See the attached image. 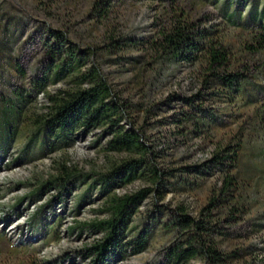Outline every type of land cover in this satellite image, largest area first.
Instances as JSON below:
<instances>
[{
    "label": "rangeland",
    "instance_id": "rangeland-1",
    "mask_svg": "<svg viewBox=\"0 0 264 264\" xmlns=\"http://www.w3.org/2000/svg\"><path fill=\"white\" fill-rule=\"evenodd\" d=\"M98 1L0 0V264H91L84 249L100 235L81 226L105 215L90 181L63 197L54 190L39 198L31 194L58 174L59 164L92 178L129 158L104 150L108 129L77 132L72 146L57 149L35 125L47 105L33 83L44 66L38 36L48 29L64 32L81 50H95L81 71L98 69L125 106L120 125L142 134L156 166L168 174L164 189L140 203L130 227L147 232L146 249L103 264H164L162 253L175 239L164 227L169 210L182 205L199 218L222 186L223 173L190 176V169L208 164L228 147L238 154L231 174L239 182L233 195L240 205L234 221L221 222L225 237L217 242L224 253L236 252L231 264H264V50L249 52L263 21L264 0H104L93 12ZM179 24L194 33L210 32L221 42L232 69L244 76L239 87L215 83L203 58L186 63L150 49L161 32ZM70 87L63 81L46 90L55 94ZM187 101L203 111L197 113ZM185 115L202 127L182 122ZM145 188L150 184L138 179L115 193L131 195ZM225 207L211 214L223 221Z\"/></svg>",
    "mask_w": 264,
    "mask_h": 264
},
{
    "label": "trees",
    "instance_id": "trees-1",
    "mask_svg": "<svg viewBox=\"0 0 264 264\" xmlns=\"http://www.w3.org/2000/svg\"><path fill=\"white\" fill-rule=\"evenodd\" d=\"M239 1V0H237ZM100 0L93 6V12L103 6ZM106 3L108 1H105ZM263 21L258 31L252 36L253 44L249 46L250 53L264 50V10ZM44 32V31H43ZM210 32L194 33L179 24L170 32H161L156 41L151 42L155 53L186 63H196L200 58L206 63L209 76L215 83L228 89L235 90L243 81V75L232 69L230 53L218 40L209 37ZM43 49V68L38 69L42 76L33 83L38 94H42L47 101L44 113L36 119L35 125L44 131L53 141L57 149H64L73 145V135L77 132H89L94 129H108L110 139L104 150L110 153H124L128 160L122 161L103 174H93L92 178L79 174L75 169L59 164L58 174L49 180L41 182L31 196L40 197L41 193L51 190L61 197L67 196L76 184L90 181L91 187L98 191L102 201L101 213L103 218L94 219L82 224L92 235L100 238L91 245L85 246L86 256L91 264H103L110 257L124 258L135 256L146 249V231L130 230L133 217L140 203L149 193H159L167 184V176L153 159L155 154L144 142L140 132L134 127L126 128L120 125L125 106L113 96L102 75L95 66L82 72L86 58L94 56L95 50H81L73 45L67 35L59 30L48 29L38 36ZM29 43V42H28ZM68 81L71 86L67 90H58L55 94L47 92L48 85ZM197 113L203 111L193 106L192 101L186 102ZM182 122L189 123L196 128L202 127L191 115L182 116ZM201 119L202 116H196ZM238 154L235 149H223L216 153L208 164L190 169V176H203L210 171L223 173L222 186L218 196L213 198L208 207L203 210L199 218L188 215L184 206L170 209L167 213L168 221L164 227L171 229L175 239L162 253L164 264H231L236 260V252L224 253L218 245L217 237H225L220 227L221 222L230 224L235 219L240 201L233 195L239 189V182L231 170L235 169ZM144 179L150 188L142 189L131 195L119 196L116 189ZM23 198L18 201L20 204ZM219 205L227 210L220 214L226 215L224 220L215 219L211 210ZM47 206V204H46ZM45 206V207H46ZM40 208L37 214L31 216V221L45 208ZM221 207V206H220ZM74 228H70L72 232ZM131 232L134 236H130ZM33 264H55L40 261Z\"/></svg>",
    "mask_w": 264,
    "mask_h": 264
}]
</instances>
